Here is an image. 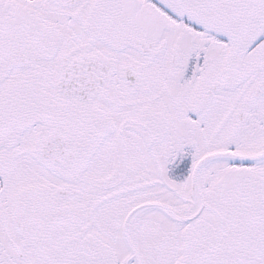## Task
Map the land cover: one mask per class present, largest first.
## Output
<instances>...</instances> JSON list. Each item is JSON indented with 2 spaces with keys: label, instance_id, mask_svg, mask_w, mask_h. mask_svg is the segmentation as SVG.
Wrapping results in <instances>:
<instances>
[{
  "label": "snow or ice",
  "instance_id": "snow-or-ice-1",
  "mask_svg": "<svg viewBox=\"0 0 264 264\" xmlns=\"http://www.w3.org/2000/svg\"><path fill=\"white\" fill-rule=\"evenodd\" d=\"M0 264H264V0H0Z\"/></svg>",
  "mask_w": 264,
  "mask_h": 264
}]
</instances>
